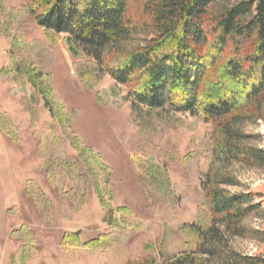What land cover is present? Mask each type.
I'll use <instances>...</instances> for the list:
<instances>
[{
    "label": "rangeland",
    "instance_id": "374dc122",
    "mask_svg": "<svg viewBox=\"0 0 264 264\" xmlns=\"http://www.w3.org/2000/svg\"><path fill=\"white\" fill-rule=\"evenodd\" d=\"M152 1L129 2L133 23L147 18ZM244 1L253 0H215L209 12ZM26 5L0 0V264L191 263L200 259L199 232L214 218L205 188L215 173L224 179L220 191L248 194L260 206L238 223L241 234L217 235L215 252L264 264V244L253 235L264 233V167L224 159L215 149L223 137L217 121L133 112L125 87L108 92L106 74L90 72L85 85L65 36L51 42ZM136 30L123 46L143 44L147 35ZM34 70L48 78L37 80ZM42 80L67 121L51 114L34 86ZM259 109L241 113L233 128L264 151V103Z\"/></svg>",
    "mask_w": 264,
    "mask_h": 264
},
{
    "label": "trees",
    "instance_id": "16d2710c",
    "mask_svg": "<svg viewBox=\"0 0 264 264\" xmlns=\"http://www.w3.org/2000/svg\"><path fill=\"white\" fill-rule=\"evenodd\" d=\"M20 1L26 2L27 14L51 42L65 36L67 53L77 61L85 85L90 72L98 78L106 74L113 81L108 92L125 87L133 112L164 109L217 121L223 137L215 149L224 159L264 167V151L251 146L253 137L233 128L245 115L241 113L250 107L259 113L264 103V0L244 1L218 15L209 12L215 0H153L145 7L147 18L137 25L127 15L131 0ZM136 28L147 39L131 48L123 46ZM31 76L48 78L37 70ZM44 85L43 80L34 84L53 117L60 113L67 121L60 105L55 113L47 95L55 97L50 91L45 95ZM213 176L214 186L208 185L205 193L214 218L199 232L193 253L200 259L192 258L188 264H207V257L216 264H262L255 257L215 252L221 248L217 235L241 234L238 223L260 206L248 194L223 193L216 183L223 184L224 179L218 173ZM253 235L264 244V233Z\"/></svg>",
    "mask_w": 264,
    "mask_h": 264
}]
</instances>
